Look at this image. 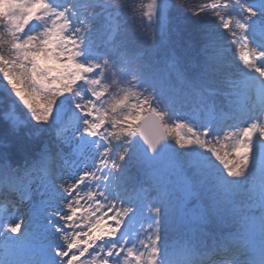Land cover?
<instances>
[{"label":"snow or ice","instance_id":"6c2138e0","mask_svg":"<svg viewBox=\"0 0 264 264\" xmlns=\"http://www.w3.org/2000/svg\"><path fill=\"white\" fill-rule=\"evenodd\" d=\"M0 264H264V0H0Z\"/></svg>","mask_w":264,"mask_h":264}]
</instances>
